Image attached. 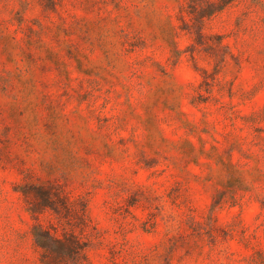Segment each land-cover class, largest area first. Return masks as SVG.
<instances>
[{"label":"rangeland","instance_id":"rangeland-1","mask_svg":"<svg viewBox=\"0 0 264 264\" xmlns=\"http://www.w3.org/2000/svg\"><path fill=\"white\" fill-rule=\"evenodd\" d=\"M0 264H264V0H0Z\"/></svg>","mask_w":264,"mask_h":264}]
</instances>
